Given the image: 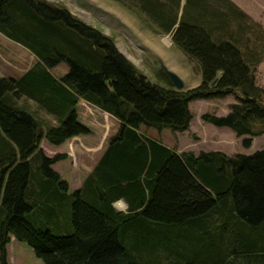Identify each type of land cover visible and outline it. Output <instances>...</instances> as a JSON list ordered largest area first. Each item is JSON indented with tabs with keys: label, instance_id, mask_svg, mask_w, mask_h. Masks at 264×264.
<instances>
[{
	"label": "trees",
	"instance_id": "trees-1",
	"mask_svg": "<svg viewBox=\"0 0 264 264\" xmlns=\"http://www.w3.org/2000/svg\"><path fill=\"white\" fill-rule=\"evenodd\" d=\"M119 1L199 62L197 86L150 82L111 38L57 2L0 0V33L36 61L22 81L0 77V264H9L11 236L44 264H264V149L178 153L140 131H186L190 102L233 96L224 115L201 120L229 128L248 148L264 133V88L255 81L264 28L232 0ZM61 63L68 70L54 78L49 69ZM22 94L57 124L44 130ZM79 99L119 127L70 192L50 168L65 156H45L39 142L89 133L77 121ZM119 200L125 212L113 207ZM163 233L176 234L179 246L147 250Z\"/></svg>",
	"mask_w": 264,
	"mask_h": 264
},
{
	"label": "rangeland",
	"instance_id": "rangeland-1",
	"mask_svg": "<svg viewBox=\"0 0 264 264\" xmlns=\"http://www.w3.org/2000/svg\"><path fill=\"white\" fill-rule=\"evenodd\" d=\"M47 1L63 5L86 24L99 29L103 34L111 38L117 50L138 71L144 74L150 82L162 87H173L165 73L159 68L157 62L159 58L168 70L181 78L184 83V89L195 87L200 83L201 71L199 62L177 48L172 43L171 34L163 35L158 33L155 26L136 7H127L119 0ZM234 1L238 2L244 10L246 9L244 12L264 28V0ZM35 63L33 55L21 45L3 35L0 37V77H10L22 81L25 71L34 66ZM67 70L68 66L65 63H61L49 69V73L54 78H59ZM255 81L257 85L264 88V59L256 67ZM27 100L30 104L36 106L34 111L37 110L41 115L46 113L45 105L41 104L37 98L24 94L19 96L20 102L23 103ZM234 101L233 96H227L215 100L190 102L189 109L192 119L189 129L183 132H172L169 129L158 131L144 128H141L140 131L144 136L156 140L176 150V152L191 151L197 154L200 151H221L225 154L233 155L237 153L251 154L254 151L264 149V133L252 137L250 146L244 148L241 145V138L236 137L229 128L216 127L201 120V115L205 112L224 115L228 111V105ZM29 112L34 115L33 112ZM35 118L44 130L53 126H45L38 117L35 116ZM43 141H46V139H41L39 147ZM64 156L65 158L67 157V155ZM63 164V173L69 172L71 163L65 160ZM177 239L178 236L176 234H159L147 247V250L155 252L160 251L162 248L171 249L174 240L176 241ZM177 242L175 249L180 244ZM6 252L9 264H44L41 259L35 257L32 249L24 242L11 240Z\"/></svg>",
	"mask_w": 264,
	"mask_h": 264
},
{
	"label": "crops",
	"instance_id": "crops-1",
	"mask_svg": "<svg viewBox=\"0 0 264 264\" xmlns=\"http://www.w3.org/2000/svg\"><path fill=\"white\" fill-rule=\"evenodd\" d=\"M232 1L240 9L246 11V9L244 10L238 2L234 0ZM0 37H2L1 34ZM23 107L33 112V114L41 120L43 125L47 126L57 124V120L52 116V114L45 113L41 115L37 112V110L34 111L36 106L30 104L28 100L23 102ZM75 110L77 121L87 127L89 133L85 135L73 136L59 145H53L47 141H43L40 145V148L47 157H52L55 154L67 155L65 159L53 163L50 168L55 171L61 179L67 182L68 190L70 192L80 188L83 180L93 170L102 156L107 146L108 139L117 131L119 127V122L114 117L109 116L107 113L87 104L82 99L77 101ZM65 160H68L71 163V168L69 172L67 171L66 173H63L62 166L64 165L63 162ZM113 207L117 211L121 212H125L126 210V204L122 200L115 202ZM13 239L14 237L11 236L10 242Z\"/></svg>",
	"mask_w": 264,
	"mask_h": 264
},
{
	"label": "water",
	"instance_id": "water-1",
	"mask_svg": "<svg viewBox=\"0 0 264 264\" xmlns=\"http://www.w3.org/2000/svg\"><path fill=\"white\" fill-rule=\"evenodd\" d=\"M157 62H158L159 68L165 73V75L167 76V78L169 79L173 87L177 90L183 89L184 83L181 80V78L174 72L168 70L161 59L158 58Z\"/></svg>",
	"mask_w": 264,
	"mask_h": 264
},
{
	"label": "bare ground",
	"instance_id": "bare-ground-1",
	"mask_svg": "<svg viewBox=\"0 0 264 264\" xmlns=\"http://www.w3.org/2000/svg\"><path fill=\"white\" fill-rule=\"evenodd\" d=\"M114 205V204H113Z\"/></svg>",
	"mask_w": 264,
	"mask_h": 264
}]
</instances>
